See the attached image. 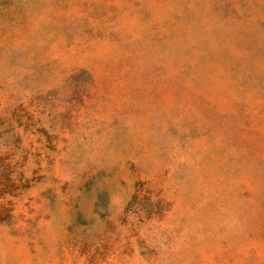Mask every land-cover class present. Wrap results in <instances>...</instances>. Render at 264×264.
Returning a JSON list of instances; mask_svg holds the SVG:
<instances>
[{
    "label": "rangeland",
    "instance_id": "1",
    "mask_svg": "<svg viewBox=\"0 0 264 264\" xmlns=\"http://www.w3.org/2000/svg\"><path fill=\"white\" fill-rule=\"evenodd\" d=\"M0 264H264V0H0Z\"/></svg>",
    "mask_w": 264,
    "mask_h": 264
}]
</instances>
